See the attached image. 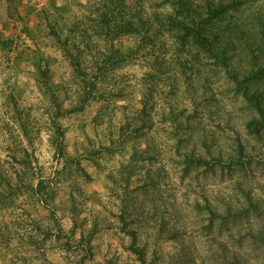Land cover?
Wrapping results in <instances>:
<instances>
[{
  "label": "trees",
  "instance_id": "obj_1",
  "mask_svg": "<svg viewBox=\"0 0 264 264\" xmlns=\"http://www.w3.org/2000/svg\"><path fill=\"white\" fill-rule=\"evenodd\" d=\"M1 1L6 4L8 18L22 22L18 35H25L32 41H35L36 35L29 27L28 16L36 14L39 19L36 27L40 35L55 39L56 43L51 48L57 50L59 56L48 52L46 57L39 52L38 42L34 44L37 51L33 52L30 45L21 47L15 36L0 34V50L10 63L7 71H26L21 65L29 59L28 53L33 54L34 59L29 62L34 63L37 69L38 76L34 81L41 93L35 115L31 107H22L18 79L15 84H9L11 76L4 81L8 85V96L2 104L6 112H0V134H6L10 143L7 156L0 155V256L10 254L13 258H20L19 262L13 259L11 264H92L99 257L100 236L106 230L122 241L129 238L128 251L131 250L141 264H150L147 246L138 241L139 230L160 218L158 199H163L162 186L167 182L162 176L164 168L155 167L160 163L161 156L158 132L155 136H150V133L156 127L153 119L155 102L169 93L172 100L168 108L162 107L159 116L172 125L173 131L168 133L169 137L174 140L179 156L183 154L179 170L180 186L184 187L185 181L192 176L197 184L202 176L218 175L223 180L226 177L231 179L235 174L239 176L240 187L237 188V183L230 197L217 195L203 206L205 233L213 235L215 228L222 233L227 225L240 226L237 238L230 236L219 244L220 258L226 264H247L249 258L246 256L255 252V256L262 259L259 264H264V188L263 193L257 195L250 186L244 187L251 181V160L247 159L249 140L237 131L230 149L225 151L215 131H206L203 115L199 111L185 118L188 108L180 113L173 109L174 103L185 100L184 92L180 89L184 88L186 82L189 91L192 90V75L189 74H199V69L191 61H184L176 78L171 76L168 40L165 39L166 36L174 38L180 45L178 52L187 51L189 45L199 49L193 56L197 63L203 53L205 58H214L217 65L229 70V93H233L229 102L233 106L242 103V110L247 113L244 123L247 137L255 140L256 148L264 156V15L259 17L257 26L248 24L245 19L248 9L259 0H48L41 7L28 6V13L24 8V14L21 9L25 7L24 0ZM65 29L67 36H64ZM77 37L84 48L76 43ZM85 50L88 54L95 52L96 57L100 58H94L98 74L91 79H88V73L82 67ZM59 57L69 63L66 64L67 71L58 74L54 66L60 63ZM135 64L144 67L140 76L130 75L126 71ZM114 72L116 76H113ZM78 75L83 81V95L79 97L78 104L63 109L62 103H56V92L62 81L74 83ZM182 75L186 81H182ZM53 80H56V85ZM133 80L143 83L146 88V92L139 96L142 110L135 107L127 113L126 108L119 107L124 123L119 128L118 139L115 133L109 131L107 146L101 142L100 147L96 148L95 141L89 136L86 138L91 150H86L84 159L100 172L107 167L101 165L100 160H111L117 154L123 156L129 148L131 156L128 165H122L115 175L109 172L107 177L114 185L122 187L123 199L117 197L120 205L112 206L110 211L105 208L108 215L96 213L92 227L85 232L83 229L88 220L80 221L79 217L86 208L84 199L86 196L92 198V194L85 192V185H81L79 177L83 176L85 184L97 180L93 179L80 160L70 157L65 137L67 128L58 121L65 115L69 117L84 113L88 107L100 103L92 122L95 126L109 122L111 127L112 114L118 108L115 102L134 93ZM110 81L118 86L113 91L105 87ZM205 82H210L208 77ZM40 87L47 89L51 96L45 97ZM45 100L58 109L56 119L52 121L56 130L52 141L57 149L54 157L67 158L62 172L58 170L56 173L55 180L45 176L41 167L33 170L35 151L33 149L30 153L19 141V136L23 135L30 145L34 143L32 130L48 113V108L43 107ZM187 102L191 105L190 100ZM203 108L207 116L211 114L212 117L213 113L225 112L227 106L221 107L213 95L205 100ZM164 109H168L167 115L163 114ZM48 121L51 122V117H48ZM210 139L213 142L208 146ZM198 142H202V147ZM142 143H146L147 148H141ZM202 144L208 147L207 153H203ZM17 164L23 169L22 172L17 170ZM180 164L178 161L177 165ZM29 173L33 179L37 175L40 177L35 188L31 183H25ZM193 180L187 185L188 188ZM21 197L26 199L17 203ZM59 201L62 207H59ZM66 202L70 205L67 215L58 220L57 214L65 210ZM99 202L95 199L93 204ZM19 208L24 215L18 216ZM89 215L93 213L90 211ZM64 219L71 222L67 230L62 226ZM252 219L259 221L257 229L251 227ZM30 225H33L34 231L31 230L30 235L26 236ZM246 226L251 229L242 234ZM17 229H23L24 234L21 235ZM122 234L125 236L122 237ZM176 237L178 234L172 236L173 239ZM247 239L251 247L248 251L242 248ZM25 243L31 248L26 254L23 252ZM213 258L217 261L216 256Z\"/></svg>",
  "mask_w": 264,
  "mask_h": 264
},
{
  "label": "rangeland",
  "instance_id": "obj_2",
  "mask_svg": "<svg viewBox=\"0 0 264 264\" xmlns=\"http://www.w3.org/2000/svg\"><path fill=\"white\" fill-rule=\"evenodd\" d=\"M25 1V7H21L22 12L24 14V10L28 13L29 10L27 9L31 6L33 7H41L44 6L48 0H24ZM25 8V9H24ZM24 9V10H23ZM30 18L29 27L35 32L36 39L35 41H32L28 39V37L20 36L18 35L21 28H22V22H17L12 18H8L7 14V8L4 1L0 2V34L6 37H9L11 35L15 36L17 43L20 44L21 47H25V44L30 45L35 44L39 41L40 33L36 27L37 23L39 22V19L36 14H30L28 16ZM41 29V28H40ZM38 32V33H37ZM49 53L55 56H59L57 53V50L51 48L49 50ZM59 62L54 66L56 72L59 74V72H65L67 69L66 64L61 63V58L59 57ZM8 61H6V58L4 57L3 53L0 50V77H3L4 73L7 71V67L9 66ZM25 69V68H24ZM9 70V69H8ZM11 71V70H10ZM67 71V70H66ZM130 75L134 76H140L143 71L144 67L140 64L130 65L126 70ZM26 71L19 72L18 76V82H19V88L21 89L22 93V104L26 105L28 107H31L34 111L33 113L36 115V109L35 107H39V103L41 102V93H39L37 87L35 86V81L31 79L29 76L25 75ZM22 77L23 80L21 82L20 78ZM5 81V80H4ZM3 93L0 92V95ZM135 99V94L132 93L130 97L125 99H119L117 101H126L125 104H116L118 105V108L115 112H113L112 116V122L111 127L110 123L106 122L104 124L95 126V124L92 122V118L94 117L93 113H97L98 108L100 106V103H96L93 106H90L87 108V110L84 113L81 114H74L72 116L68 117V124L69 127L67 128V131L71 127H75L77 131H83L88 126V118L91 117V125H92V133L93 135L99 139L100 137H104L107 139L109 137V131L111 130L115 135L117 136V132L114 131V121L117 120L118 116L122 119V111L120 108H126L127 113H130L132 108H135V104L133 103V100ZM168 99V100H167ZM172 99L169 96V93L166 95H163L160 99H158L155 103L160 106L161 111L163 110V106L168 108L169 101ZM140 103V101H139ZM185 103V100L180 101V103H174L173 109L177 111V113H180L182 110L181 104ZM188 103V106L191 107V105ZM231 105H233L231 102H229ZM141 104V103H140ZM97 105H99L97 107ZM156 105V107H157ZM238 107H235L234 112H230L227 109L225 112L220 111L218 114L213 113V116L211 117V114L206 116V119L215 126V134L217 137V140L221 143L223 149L226 151L230 149L231 144L233 143V136H235V133L239 131L245 138L249 140V143L247 142L248 148L247 152L249 153V156L247 159L251 163L249 165L250 167V177L251 180L246 186H250L252 189H254V192L258 194L263 193L264 188V170L262 169V166L264 164V156L262 151L257 149L256 142L253 138L247 137L248 132L246 131L244 127V123L247 117V113L242 110L243 105L241 102L239 104L235 105ZM120 107V108H119ZM189 107H185L183 109H186ZM0 112H6V107L3 105H0ZM2 115V114H1ZM164 118H160L159 121H156V124H168L165 121H163ZM119 131V130H118ZM209 133H212L208 129H206ZM163 133H166V138L163 135ZM169 131L166 128L161 127L158 130L157 135L159 136L158 144L161 149V156L159 157L160 161L165 156L166 151V145L167 140H171L174 142L173 139H170L169 137ZM160 134V135H159ZM157 136V137H158ZM36 136V138H38ZM87 138V135L85 136V140ZM108 140V139H107ZM196 140V138H195ZM95 145H96V140ZM9 139L6 134H0V155L2 157H5L4 153H7V146L9 145ZM212 140L207 143L208 146H211ZM175 143V142H174ZM202 142H198V145L201 146ZM204 149H202L203 153L208 152V147L204 144ZM175 147V144H174ZM216 148V146L214 147ZM212 148V149H214ZM35 151V149H34ZM176 155L179 156V153L176 152ZM56 159L55 157H53ZM178 161H173V163L177 164ZM42 172L44 174V168L41 165ZM162 167V166H161ZM163 172V179H166L167 184H163L162 189V200L158 199V203L160 205L159 211H160V218L156 222H151V224H146L143 229L139 230V243L145 244L148 249V263L152 264H226L223 262V259L220 258V250L219 244L225 240H227L230 236L231 237H238L239 230L238 228L240 226L238 225H227V228L222 233H219L218 229L215 228V234L208 235L205 233V217H204V209L203 206L206 205L207 200L213 199L214 196L217 195H226L227 197L231 196V191L233 188L236 187V184L238 183L237 188L240 187L239 185V176L238 174H235L233 178L226 177L225 180L220 178L218 175H212L208 176L207 178H204V176L201 177L200 183L197 184L196 181V187L192 188L193 192L196 191V189L200 190V193L203 198V204L197 203L194 209H188L185 208L182 204V201L185 197H187L188 193L180 192L179 188H182L179 184V178L180 173L178 174H169L165 169L162 170ZM194 179V176H192L188 180V184L191 182V180ZM179 185V187H178ZM245 185V184H244ZM85 192L87 194H92V198H88L86 196V199H84L85 207L89 205V203H94V200L97 199L100 195V191L103 190L106 185L99 184L98 181L85 184ZM88 198V199H87ZM62 202L59 204V207H62ZM197 205H199V208H197ZM114 206V205H113ZM62 210V209H61ZM17 213H19L18 216L24 215L23 211H21V208L18 209ZM68 220V219H67ZM252 225L251 227L256 228L258 227V220L252 219ZM31 223V222H27ZM71 223V222H70ZM145 224V223H144ZM246 225H249L245 223ZM260 224V223H259ZM161 225H163V230L161 229ZM33 228V229H32ZM251 228L249 226L244 227L242 231V234L247 233ZM31 230L34 231L33 225L29 226L28 231L26 232V236L30 235ZM178 234L177 239H173L172 236ZM125 235L122 234V237ZM129 238H127L125 241L120 240V238L110 232H103V234L100 236V245L101 249L99 251V257L97 258V261L93 262L92 264H141L138 261V258L135 254L128 251L126 248L129 243ZM243 249L246 251L250 250V243L248 242V239L244 241ZM30 245L26 244L24 245L23 252L29 253L30 252ZM4 252V251H3ZM213 256L217 257V261L213 258ZM249 258L247 264H259V261H261V257H256L255 252H252L246 256ZM16 260V262H19L20 258H13L10 254H2L0 256V264H11L12 260ZM19 259V260H18Z\"/></svg>",
  "mask_w": 264,
  "mask_h": 264
},
{
  "label": "clouds",
  "instance_id": "obj_3",
  "mask_svg": "<svg viewBox=\"0 0 264 264\" xmlns=\"http://www.w3.org/2000/svg\"><path fill=\"white\" fill-rule=\"evenodd\" d=\"M261 15H264V0H259L257 4H254L248 9L245 17L246 22L252 26H257L258 19ZM67 34H68L67 30L65 29L64 36H67ZM165 39L168 40L169 50L167 52V56H168V64L172 69L171 76L176 78V74L177 72L180 71L181 64L184 61H191L195 65V67L199 69V74H195V73L189 74L192 75V80H191L192 90L189 91V84L187 82L185 83L184 88L180 89L181 91L184 92V97H185V103L181 104V108L183 109L185 107H189L187 103L188 100L191 101V105H192L191 107H189V111L185 113V118L189 115H194L199 111L204 118V127L209 131H214L215 126L208 120V118L206 119L207 113L203 108L205 100L209 99L214 95L216 97V100L219 101V105L221 107L227 106L228 111L234 112L235 107H238L229 104L230 95L233 94V93H229V88L231 87L229 83L230 81L229 70L220 65H217L214 58L210 60L205 58L203 56V53L201 54L200 62L197 63L195 60H193V56L196 54L197 51H199V49L189 45L187 51L178 52L177 49L180 47L179 43L174 38L169 39V37L166 36ZM29 43L33 49V52H36L37 45L31 44V42ZM55 43L56 41L53 37H45L44 35H41L38 41L39 52L44 53L45 56L47 57L49 50L53 45H55ZM76 43L80 44L81 48H84V44L80 43L79 37H77ZM27 56L29 59L26 60L25 63L21 65V68L26 69V73H25L26 76H29L33 80H37L38 73L35 64L29 62L34 59L33 54L30 52L27 54ZM35 58H38V56ZM94 58L100 59L96 57L95 52H93L92 54H88L87 50H85V57H84L85 63L84 65H82V67L88 73V79H91L94 74H98ZM61 63L67 64L69 62L61 58ZM9 76L12 77V80L9 81V84H15L19 76L18 70L13 69L11 71H7L4 73L3 77H0V92L3 93L2 95H0V105H2L5 102L8 96V85L4 83V80H7ZM113 76H116L115 72L113 73ZM206 77H208L210 81L207 84L205 82ZM19 78L22 82L23 78L22 77ZM181 79L182 81H186V77L184 75H182ZM53 84L56 85V80H53ZM132 84L134 85V94H135V99L133 100V103L135 104L137 110H142L143 105L139 103L140 101L139 96L146 92V88L144 84L139 82L138 80H133ZM105 87L108 89V91H113L118 86L114 85L110 81L108 84L105 85ZM41 91L44 92L45 97L51 96V93H48L47 89L41 88ZM83 92H84V85L79 75L78 78H74V83L68 81H62L61 87L56 92V96L58 98L56 103H62L63 109H68L70 107H73L76 104H78L79 97L83 95ZM115 103L125 104L126 101H117ZM98 106L99 105H97V107ZM43 107L48 108V113L46 117L41 118L40 123L37 125L36 129L32 130L34 143L30 145L25 140L23 135L19 136V141L21 142V146L23 148H27L30 153H32L33 149H35L34 155L36 157V160L32 161L33 170L39 168L42 165L44 168V175L55 180L57 179L56 173L58 172V170L62 172L65 163L67 162V158H57V159L53 158L57 154V149L52 143L53 138L55 137L56 134V130L53 127L52 121L56 119V113L58 111L57 106H53L49 104L47 100H45ZM41 110L43 111V108ZM160 114H161V109L160 106L157 105L156 110L153 113L154 121H159ZM163 114L167 115L168 109H164ZM93 115H95V113H93ZM48 117H51V122L48 121ZM90 120L91 117L88 118L87 121L88 126L82 132L77 131L74 126L65 132L66 143H68V153L70 157L76 160H80L82 162L83 167L92 174L94 180H97L99 184L106 185V187H104L103 190L100 191V195L97 198L100 202L96 204L89 203V205L81 212L79 220L80 221H83L84 219L88 220L87 225H85L83 229L85 232H87V230L92 227L91 222L93 216L96 213H102L104 215H108L109 212L104 211L105 208H107L110 211L113 205L117 207L120 205V201L117 200V197L123 199V196H121L122 187L118 185H114L112 180L107 179V177L109 172H112L115 175L122 165L125 166L128 165L130 160L129 157L131 156V148H129L128 151L123 156L117 154L111 160H100L99 163L101 165H107L106 169L103 172H100L89 161L85 160L84 157L87 155L86 150L88 151L91 150V146L85 140L86 135L91 137L93 140H96V145H95L96 148L100 147L101 142H103L105 146H107L109 143V141L104 137H100L99 139H97L93 135L92 125ZM7 122L11 123L10 121ZM58 122L61 125H63L65 128L69 127L67 115L61 117ZM123 123L124 121L121 118H119V116L117 120L114 121V131L117 132V136H116L117 139L119 138L118 130ZM161 127L168 129L169 132L173 131V127L170 123L168 124L157 123L152 133H150V136H155ZM37 130L39 131L38 138H36ZM163 135L166 138V133H163ZM157 139L159 140V136L157 137ZM140 147L147 148V144L142 143ZM4 155L7 156V153L5 152ZM173 161H180L181 164L178 166L177 164L173 163ZM182 162H183V154L177 156L176 149L174 147V142L171 140H167L165 156L163 157V159L160 161L159 164L155 165V167L160 168L162 166L170 175L173 173L178 174L180 167L182 166ZM16 168L21 172L23 171L21 166L18 164L16 165ZM39 178H40L39 175H37V178L33 179L31 177V173H29V176L25 179V183H31L32 186L35 188L36 185L39 184ZM15 179H16L15 175H13V180L15 181ZM79 180L81 185L84 186L85 180L83 176H80ZM141 183H143L142 180ZM187 185H188V181H185V186L179 188V190L180 192L186 191L188 193L187 197H185L184 200L182 201V204L185 208L191 210L195 208L197 203L203 204L204 201L199 189H196V191L193 192L192 189L188 188ZM63 187H65L66 189V186ZM195 187L196 184L195 181L193 180L192 188ZM25 199L26 197H21L20 200L17 201V203H22ZM59 204L60 201L58 202V205ZM98 205H102V207H98ZM28 206L29 205H25V207ZM49 206L51 207V204ZM68 207H70V205H68L66 202L64 205L65 210L57 214L56 218L58 220H60L61 216L67 215ZM90 211L93 213V215H89ZM25 219H27V217H25ZM45 223H48V221H45ZM62 226L67 230L68 228L71 227V223L69 220L64 219L62 221ZM17 231H19L21 235L24 234L23 229H17ZM37 264H39V262H37Z\"/></svg>",
  "mask_w": 264,
  "mask_h": 264
}]
</instances>
